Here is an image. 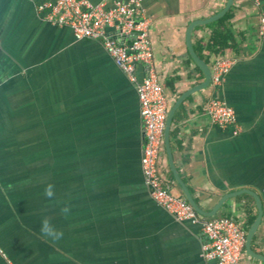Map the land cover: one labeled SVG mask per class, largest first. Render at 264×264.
<instances>
[{
  "label": "crops",
  "instance_id": "obj_1",
  "mask_svg": "<svg viewBox=\"0 0 264 264\" xmlns=\"http://www.w3.org/2000/svg\"><path fill=\"white\" fill-rule=\"evenodd\" d=\"M45 1L0 0V264H208L201 228L154 203L143 185L136 86L98 41L43 20ZM88 1L109 8L122 0ZM228 3L143 0L166 125L174 109L158 170L174 195L186 199L172 170L203 212L242 224L243 264H264V0H232L224 26L235 45L216 58L205 47L225 14L211 19ZM192 51L211 71L204 89ZM223 57L233 65L215 88ZM212 98L235 110L237 134L211 122ZM45 217L63 233L55 243L41 235Z\"/></svg>",
  "mask_w": 264,
  "mask_h": 264
},
{
  "label": "built area",
  "instance_id": "obj_2",
  "mask_svg": "<svg viewBox=\"0 0 264 264\" xmlns=\"http://www.w3.org/2000/svg\"><path fill=\"white\" fill-rule=\"evenodd\" d=\"M37 12L52 25L71 28L77 41H98L114 65L136 86L144 132L142 179L152 201L177 220L201 228L205 238L202 252L207 263L243 264L246 244L243 225L233 218L200 216L186 199L172 193L159 173L168 102L154 70L143 0L116 1L109 8L105 4L94 5L88 0H49L39 4ZM260 33L264 38V16L260 18ZM232 65L233 60L229 58L216 61L212 73L215 88L223 83ZM140 67L146 72L143 79L138 78ZM206 114L218 128H234V133H238L236 112L224 101L212 98L207 103Z\"/></svg>",
  "mask_w": 264,
  "mask_h": 264
},
{
  "label": "water",
  "instance_id": "obj_3",
  "mask_svg": "<svg viewBox=\"0 0 264 264\" xmlns=\"http://www.w3.org/2000/svg\"><path fill=\"white\" fill-rule=\"evenodd\" d=\"M231 4H232V0H229V3L227 5V7L225 8V10L222 13L218 14L217 16H215L214 18H212L211 20L214 21V20L222 17L230 9ZM193 28H194L193 26L190 28V33H191ZM191 55H192L194 61L196 62V64L201 68V70L203 71V73L205 75V82L202 85H200V87L198 88V89H200V88L204 89V88H206V87H208L210 85L211 71H210L209 67L207 66V64L204 61H202L193 51H192ZM173 113H174V109L171 111V113L169 115V118L167 120L166 129H165V144H166L167 147H168V144H169V142H168V130H169V126H170V122H171V118L173 116ZM170 165H172V164H170ZM172 173H173L177 183L180 185V187H181L186 199L188 200V202L193 206V208L198 213H200V214H202V215H204L206 217H212V216H214L216 214L215 212H210V213L203 212L198 207V205L195 203V201L192 199L187 187L184 185V183L181 180H179V178L177 177V175L174 172V170H172ZM258 226H259V220H256L255 224L252 226V228L248 232V235H247V249L249 251H250V249H249L250 243H251V241H252V239H253L256 231H257Z\"/></svg>",
  "mask_w": 264,
  "mask_h": 264
},
{
  "label": "trees",
  "instance_id": "obj_4",
  "mask_svg": "<svg viewBox=\"0 0 264 264\" xmlns=\"http://www.w3.org/2000/svg\"><path fill=\"white\" fill-rule=\"evenodd\" d=\"M231 17V13L228 12L225 14L217 24L222 26V29L218 32H214L210 38L209 43L206 45L205 49L216 56V58H220L224 53L234 48L235 40L231 32L225 28V22L229 20ZM174 81H171L167 84V86L171 87L173 86ZM254 220H250L249 224L251 225Z\"/></svg>",
  "mask_w": 264,
  "mask_h": 264
},
{
  "label": "clouds",
  "instance_id": "obj_5",
  "mask_svg": "<svg viewBox=\"0 0 264 264\" xmlns=\"http://www.w3.org/2000/svg\"><path fill=\"white\" fill-rule=\"evenodd\" d=\"M44 196L47 199H52L55 196L54 185H47L44 190ZM60 212L62 215L67 216L71 212V209L69 207H64L60 210ZM40 232L43 237L51 240L53 243L63 238V233L56 229L55 225L52 223V220L49 217H45L41 221Z\"/></svg>",
  "mask_w": 264,
  "mask_h": 264
},
{
  "label": "rangeland",
  "instance_id": "obj_6",
  "mask_svg": "<svg viewBox=\"0 0 264 264\" xmlns=\"http://www.w3.org/2000/svg\"><path fill=\"white\" fill-rule=\"evenodd\" d=\"M169 92H170V90H169Z\"/></svg>",
  "mask_w": 264,
  "mask_h": 264
}]
</instances>
